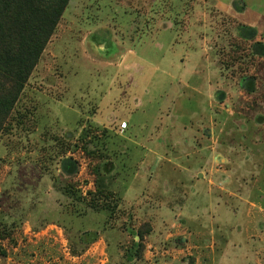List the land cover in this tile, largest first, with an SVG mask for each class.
Instances as JSON below:
<instances>
[{"label":"rangeland","instance_id":"374dc122","mask_svg":"<svg viewBox=\"0 0 264 264\" xmlns=\"http://www.w3.org/2000/svg\"><path fill=\"white\" fill-rule=\"evenodd\" d=\"M63 1L0 0V264H264V0Z\"/></svg>","mask_w":264,"mask_h":264},{"label":"trees","instance_id":"16d2710c","mask_svg":"<svg viewBox=\"0 0 264 264\" xmlns=\"http://www.w3.org/2000/svg\"><path fill=\"white\" fill-rule=\"evenodd\" d=\"M67 3H68V0H64L63 1V5H66ZM46 5H47L48 8L54 7V6H56V1H52L50 3H46Z\"/></svg>","mask_w":264,"mask_h":264}]
</instances>
